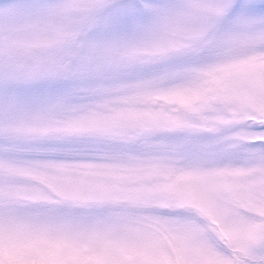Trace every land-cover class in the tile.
Returning <instances> with one entry per match:
<instances>
[{"label":"snow or ice","instance_id":"snow-or-ice-1","mask_svg":"<svg viewBox=\"0 0 264 264\" xmlns=\"http://www.w3.org/2000/svg\"><path fill=\"white\" fill-rule=\"evenodd\" d=\"M0 264H264V0H0Z\"/></svg>","mask_w":264,"mask_h":264}]
</instances>
